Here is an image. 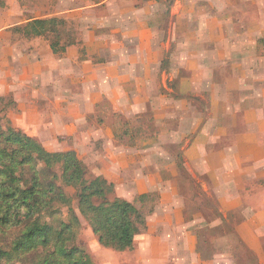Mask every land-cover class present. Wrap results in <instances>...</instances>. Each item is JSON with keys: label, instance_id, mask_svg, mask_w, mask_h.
<instances>
[{"label": "rangeland", "instance_id": "1", "mask_svg": "<svg viewBox=\"0 0 264 264\" xmlns=\"http://www.w3.org/2000/svg\"><path fill=\"white\" fill-rule=\"evenodd\" d=\"M6 2L0 134L75 152L86 179L111 182L146 226L131 248L102 245L59 165L71 203L52 224L75 213L94 264H264V0ZM21 228L0 223L1 250Z\"/></svg>", "mask_w": 264, "mask_h": 264}, {"label": "trees", "instance_id": "2", "mask_svg": "<svg viewBox=\"0 0 264 264\" xmlns=\"http://www.w3.org/2000/svg\"><path fill=\"white\" fill-rule=\"evenodd\" d=\"M6 5V0H0L1 7ZM55 21V18L36 19L28 22L25 29L41 34L43 28ZM66 49L65 46L62 51ZM52 50L59 53L57 44L52 43ZM0 136V223L23 227L12 251L0 249V257L23 258L33 253L39 254L33 264H94L76 243L79 218L75 213L58 226L50 221L60 213L57 205L71 203L56 182L58 165L63 183L77 189L80 212L99 242L118 250L133 246L136 234L146 226L144 213L130 201L111 198L114 186L104 177L87 180L85 166L75 152H49L19 130L9 129ZM35 159L44 163V170L34 165Z\"/></svg>", "mask_w": 264, "mask_h": 264}]
</instances>
